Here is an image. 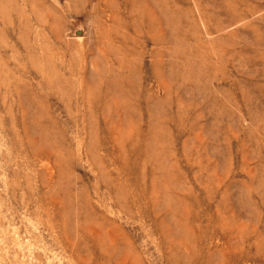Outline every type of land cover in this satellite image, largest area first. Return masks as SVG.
I'll use <instances>...</instances> for the list:
<instances>
[{
  "label": "rangeland",
  "instance_id": "1",
  "mask_svg": "<svg viewBox=\"0 0 264 264\" xmlns=\"http://www.w3.org/2000/svg\"><path fill=\"white\" fill-rule=\"evenodd\" d=\"M0 264H264V0H0Z\"/></svg>",
  "mask_w": 264,
  "mask_h": 264
}]
</instances>
